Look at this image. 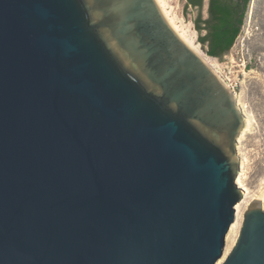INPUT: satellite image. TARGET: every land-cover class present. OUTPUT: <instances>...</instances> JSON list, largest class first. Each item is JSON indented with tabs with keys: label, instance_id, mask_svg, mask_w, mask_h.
Returning a JSON list of instances; mask_svg holds the SVG:
<instances>
[{
	"label": "water",
	"instance_id": "95a60500",
	"mask_svg": "<svg viewBox=\"0 0 264 264\" xmlns=\"http://www.w3.org/2000/svg\"><path fill=\"white\" fill-rule=\"evenodd\" d=\"M246 123L157 0H0V264H217ZM221 264H264V201Z\"/></svg>",
	"mask_w": 264,
	"mask_h": 264
},
{
	"label": "rangeland",
	"instance_id": "374dc122",
	"mask_svg": "<svg viewBox=\"0 0 264 264\" xmlns=\"http://www.w3.org/2000/svg\"><path fill=\"white\" fill-rule=\"evenodd\" d=\"M165 2L175 22L186 30L191 28L195 32L201 51L218 60L222 66L219 68L221 76L237 93L239 103L247 116V123L239 138L241 168L237 176L241 177L246 191L239 202H243V208L238 230L233 234L234 240L228 250H225L226 255L238 238L248 204L264 195V0H251L246 21L235 44L218 57L209 55L208 45L201 41V36L207 32L203 20L209 16V0H204L202 6L190 4L189 0Z\"/></svg>",
	"mask_w": 264,
	"mask_h": 264
},
{
	"label": "trees",
	"instance_id": "16d2710c",
	"mask_svg": "<svg viewBox=\"0 0 264 264\" xmlns=\"http://www.w3.org/2000/svg\"><path fill=\"white\" fill-rule=\"evenodd\" d=\"M204 0H189L190 4L202 6ZM251 0H209V16L203 20L207 30L201 41L208 45L211 56H221L236 42L246 21Z\"/></svg>",
	"mask_w": 264,
	"mask_h": 264
},
{
	"label": "bare ground",
	"instance_id": "6f19581e",
	"mask_svg": "<svg viewBox=\"0 0 264 264\" xmlns=\"http://www.w3.org/2000/svg\"><path fill=\"white\" fill-rule=\"evenodd\" d=\"M163 13L165 14V16L167 17L168 21L171 23V25L173 26V28L175 29V31L179 34V36L191 47L193 48L202 58L203 60L217 73V75H219L220 78H222L225 82L226 80L221 76L220 72H219V68H221L222 66L220 65V63L218 62L217 59L215 58H210L208 57L206 54H204L201 49L199 48V46L197 45V37L195 32H193L192 30H190L191 28L187 29L183 26L181 27V25H178L175 22V19L172 18L170 16V11L167 10V4L165 2V0H157ZM228 83V82H226ZM229 86H231L228 83ZM240 173V172H239ZM239 175V174H238ZM237 183L239 184L240 187H242L245 191L246 189L243 187L242 184V180L241 177L239 176V178L237 177ZM259 201H264V195L261 196L260 198H258ZM242 203H239L238 205H236V209H237V213H236V221L235 223L231 226V229L227 235V248L225 249L226 251L228 250L229 246L231 245V242L234 240L233 238V234L236 232L237 227L239 226V220L241 219V209L242 207ZM242 222V221H241ZM237 233V232H236ZM237 235V234H236ZM235 242V241H234ZM234 244V243H233ZM231 251V250H230ZM228 254V253H227ZM227 254L223 255L224 258H221L217 264H221L225 257L227 256Z\"/></svg>",
	"mask_w": 264,
	"mask_h": 264
},
{
	"label": "built area",
	"instance_id": "2783aa9c",
	"mask_svg": "<svg viewBox=\"0 0 264 264\" xmlns=\"http://www.w3.org/2000/svg\"><path fill=\"white\" fill-rule=\"evenodd\" d=\"M228 84V83H227ZM231 87V86H230ZM232 88V87H231Z\"/></svg>",
	"mask_w": 264,
	"mask_h": 264
}]
</instances>
